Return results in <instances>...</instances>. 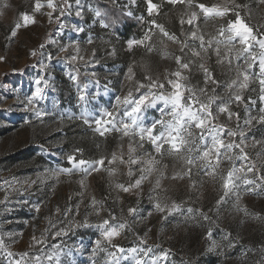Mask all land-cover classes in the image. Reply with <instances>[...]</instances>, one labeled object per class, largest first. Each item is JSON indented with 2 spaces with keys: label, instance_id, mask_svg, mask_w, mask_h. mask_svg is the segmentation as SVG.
<instances>
[{
  "label": "rangeland",
  "instance_id": "374dc122",
  "mask_svg": "<svg viewBox=\"0 0 264 264\" xmlns=\"http://www.w3.org/2000/svg\"><path fill=\"white\" fill-rule=\"evenodd\" d=\"M101 0H81L83 4V15H75V0H70L73 5L71 14L61 17L65 27L61 28L56 22L49 23L46 16L37 14L38 23L27 28H22L11 41L6 39L19 13L31 12L34 0H0V56L6 59L0 62V200L4 199L5 190L2 187L4 181H13L14 186L20 189L19 192L10 191L9 201L0 204V239L4 240L5 249H0V264H14L16 260H21L20 253L28 252L21 264H33L31 258L39 256L41 264H48L46 255L53 251L52 245H58L63 248H72L71 257L62 256L63 264H92L93 259L97 264H104L106 256L100 252L97 257H92L94 241L99 238V231L95 227H80L74 229L67 237L55 240L48 237L45 245H34L32 236L37 238L45 228L50 227L46 217H50L54 223L64 220V217L55 213L59 207L61 212L71 203L75 204L82 199L79 209V215L76 220L83 221L87 215L89 223L95 225L103 219L109 218L107 211H102L100 216L88 215L93 210L90 207L91 197L104 201V206L110 209L116 216V220H110V223H122L127 221L126 228L115 243L119 244L125 250L136 248L137 253L125 252L126 257L121 264H135L133 257L147 261L151 264L152 257H160L166 249H170L167 260L160 259L158 264H264V252L261 246H264V219H253L252 216H245L243 212H237L233 208L235 196L226 198L227 202L219 208L216 206V200L223 194L221 187L222 181L219 176L213 180L210 177H204L195 174L193 169L192 179L197 181L194 188L189 187V180L175 181L165 179L162 181V187L166 191L155 190L153 186L156 173L150 177V181L143 182L141 189L124 193L115 188L116 183L128 185L130 178L127 175L128 167L117 163L114 165L118 169L112 177L107 172L93 174L87 180V188L83 190V196L76 195L82 190L77 183L79 177L61 176L59 180L54 175H50L52 170L70 167L67 161L69 151H64L61 135L65 128H72L79 123L90 135H98L93 132L95 124H85L81 119L74 117L80 116L82 110L92 113L93 117L100 114L101 109H111L116 95H124L128 91L129 82L126 80V72L133 62L134 79L142 80L144 71L140 67L141 63L147 62L150 65L153 75L160 73L164 69L170 71L176 70L174 59H161L159 49L151 54L146 53L142 47H128V40L122 39L119 33L113 31V28H103L100 25L99 18H95L94 13L89 11V7L101 10L104 13V19L107 23L116 21L119 16L126 17L136 22H141L138 17L143 16L144 9L140 0H135V4H130L129 0H113L112 3L118 9V12L111 15L101 5ZM161 4V0H157ZM45 2V0H42ZM252 5L256 11L255 0H241ZM221 0H208L207 6L219 4ZM127 5V7H125ZM185 10V6L169 5L162 7V12L155 19L170 31L180 35L179 14ZM198 11V9H196ZM47 11V9H44ZM131 11V17L124 13ZM147 13V5L146 11ZM58 14V13H57ZM121 17V18H122ZM149 19H151L149 17ZM253 24L264 23L260 16L254 15ZM219 21H209L207 25L201 18L200 27L202 32L215 35L216 27ZM75 27H83V32H77ZM148 27V25L145 27ZM185 29L191 26L185 25ZM145 32V31H144ZM144 35V34H143ZM142 35V36H143ZM92 38L93 43L88 44L87 40ZM206 35V39H207ZM184 39V37H180ZM76 42L80 46V55L85 60L71 61L69 56L75 55L73 48L68 52H61L60 49L65 45H71ZM190 47L199 50V41L188 39ZM45 44L44 49L39 45ZM35 49L37 55L32 56L30 52ZM95 49V56H92V50ZM168 51L173 54H180L178 45L169 44ZM258 51V49H257ZM185 59H197L191 56V51L186 49ZM49 53L51 59L48 58ZM199 61H197L198 63ZM47 65L46 69H41L40 64ZM239 63L243 65V60ZM210 65L214 71L215 78L220 81L221 86L217 88L218 95H224L226 84L235 77V71H229L228 65L216 64V57L213 55ZM234 68V65H233ZM258 72V67L253 69ZM95 73V75H93ZM190 84L194 87H204V76L196 66H193L190 74ZM76 76V81L69 77ZM38 78L46 80L47 86L43 80L40 87L43 89V98L35 100V107L42 110L45 115L37 117L31 106L27 105V97L31 96ZM107 86V87H105ZM209 87H212L211 85ZM79 89L84 90L85 101H80ZM252 91H246L245 97L251 96L257 100L255 106L251 107V115H258L259 107L262 105L258 100L259 84L254 81L250 84ZM211 94V93H209ZM219 103V101L217 102ZM159 105L158 107H162ZM233 110L240 113V127L244 129V120L248 113L244 106ZM216 111V106H213ZM72 116L73 119H69ZM160 116L158 108L149 109L146 113V123L150 124L154 119ZM28 121V123H25ZM221 123H229L226 116H220ZM235 118L229 123L230 127H235ZM115 135V146L113 151L117 154L121 151L119 145L123 144V152L127 159L128 140L122 141L118 134ZM106 135V136H109ZM249 147L246 149L250 158L256 160L257 153L264 152V143L253 145L251 140L255 136L257 140H264V125L257 124L248 134ZM103 138V137H102ZM237 141L239 137L236 138ZM210 143V140L208 141ZM237 153L239 150H235ZM156 154L152 146L145 142L144 148L138 150L134 155ZM73 154V153H72ZM159 159V157H157ZM163 164H167L166 174L171 176L174 170H180L181 163L175 158L165 154ZM242 161H235L237 167ZM175 165V168L173 167ZM162 165H158L160 167ZM140 165H133L134 181L139 177ZM232 167V163L223 160L221 169L226 175ZM264 173V169H262ZM38 176L41 179H38ZM248 179L260 183L255 174L249 173ZM41 180L43 182H41ZM203 180L201 186L199 181ZM18 181L19 183H16ZM25 181H36L35 184L25 183ZM242 183V182H241ZM159 195L165 198V203L171 204L175 201L180 205L179 211L171 215L161 214L154 210V199ZM69 196L72 200L69 201ZM105 197L107 199L105 200ZM27 200L28 204L17 203V201ZM43 201L41 210L37 213L31 204ZM242 206H245L249 213L259 214L264 218V189H257L255 192L246 193L242 200ZM134 207L137 213L128 215L127 209ZM188 208L193 209V213H188ZM206 213L211 220L205 221L199 212ZM75 210V209H74ZM152 212L149 216L148 213ZM162 216L166 219L162 220ZM192 216L194 219L186 220V217ZM35 217V219H34ZM219 217V219H217ZM244 223H241V220ZM212 221H217L215 224ZM27 222V223H26ZM67 223V221H65ZM62 225L57 223V227ZM35 227V232H34ZM150 229V231H149ZM212 230V240L219 245L213 252L206 249L211 245L212 240L206 238L208 230ZM56 229H52L55 231ZM12 235H9V234ZM22 233V235H21ZM147 233V235H145ZM226 233H231L228 240L223 239ZM141 239H146V244H141ZM235 247L229 248V242L236 241ZM159 245V247H156ZM151 248L148 256H144L139 249ZM79 249V251H77ZM115 251V249H110ZM7 252H12L8 256Z\"/></svg>",
  "mask_w": 264,
  "mask_h": 264
},
{
  "label": "snow or ice",
  "instance_id": "6c2138e0",
  "mask_svg": "<svg viewBox=\"0 0 264 264\" xmlns=\"http://www.w3.org/2000/svg\"><path fill=\"white\" fill-rule=\"evenodd\" d=\"M129 3L135 4V0H129ZM145 3L147 5V15L151 19L145 21L143 16L137 19L145 22L148 27L141 39L129 40L127 42L128 47L129 49L133 46L142 47L148 54L159 49L161 59H174L177 66L176 70L170 71L166 68L162 76L160 73L153 75L150 65L147 62H143L140 65L144 71L143 79L138 80L134 79L133 65L136 63L134 61L125 74L126 80L129 82L128 91L124 95L115 96L111 109H101L99 116L89 119L92 113L87 108H84L80 116L74 117L75 119L83 120L85 124L91 125L94 123L93 132L100 137L116 133L121 141L127 138V159H125V153L122 150V143L119 145L121 149L119 154L113 151L110 157L101 155L99 159L94 160L84 159L83 150L77 148L73 154H69L66 157L70 167L52 170L50 175H54L57 180L61 176L70 178L78 176L77 183L82 191L76 195L82 197L83 190L87 188L86 182L89 177L100 172H107L108 176L112 177L118 171L114 167L117 163L128 167L127 175L130 178L128 185L125 186L121 183L114 185L116 189L124 193L141 189L143 182L146 180L150 181V177L154 173L157 175L153 191L157 189L166 191L162 187V181L165 179L180 181L187 178L190 182L189 187L194 188L197 184V181L192 179L193 169H195L196 175L202 174L204 177H210L213 180L219 176L222 181L223 194L216 200L217 208L226 203V198L231 194L235 196L233 208L237 212H243L245 216H252L253 219H264L258 213H249L247 208L242 206L241 203L246 193L251 194L257 189H264V173H262V169H264V152L257 153L256 160H252L246 151L249 147L247 134L257 124L264 125V106L259 107L258 115H251L250 106H255L257 100L251 96L245 97L246 91L253 90L250 89V84L256 81L259 84L258 100L264 105V23H252L254 15H258L261 20H264V0H255V12L250 3L241 2V0H221V3L211 6H207L204 3H196L195 0H161V4L154 3L153 0H145ZM165 3L173 7L178 4L185 6V10L179 14V36L174 32H170L165 25L155 19V16L161 14ZM75 7V15L82 18L83 4L81 0H75ZM44 9H47V11H44ZM72 10L73 5L70 0H45V2L34 0L31 12L19 13L18 19L6 39L11 41L17 36L20 29L38 23L37 14L46 16L49 23L56 22L63 28L65 25L62 23L61 17L71 14ZM88 10L94 13L95 18H99L101 27H110V24L105 21L104 13L101 10L92 7H89ZM124 14L129 17L133 15L131 11H127ZM201 18L205 25L210 20L219 21L218 26L214 24V27H216L215 35L202 32L200 27ZM112 23L115 24L116 21ZM185 25L191 27L185 29ZM74 30L83 32L84 28L74 26ZM181 36L184 37L183 40L180 39ZM189 38L193 41H199V50L189 46ZM87 43H93L91 37L87 40ZM169 44L178 45L180 54L170 53L168 51ZM70 47L74 49L76 54L69 56V60H85V57L80 55L81 49L76 42L63 46L60 51L68 52ZM39 48L44 49L45 44H40ZM186 49L191 51V56L197 59L186 60ZM30 55L36 56L37 50L33 49ZM213 55L216 57L217 65L226 63L229 71H235V77L225 86L224 95L217 94V88L221 84L215 78L214 71L210 65ZM92 56H95V49L92 50ZM48 58L51 59L50 53ZM5 59V56H0V62ZM240 60H243V65L239 63ZM197 61L199 62L197 63ZM193 66H196L202 72L204 87H194L190 84V75L185 73L190 74ZM255 67H258V72L253 70ZM40 68L46 69L47 65L41 63ZM69 78L74 82L76 81V76H70ZM42 80L43 78L36 79L34 91L31 96L26 98V109L31 106V110L34 111L37 117L45 115L42 110L35 107V100L42 99L44 95L43 89L40 87ZM43 83L47 86L48 82L43 80ZM210 85L212 87H209ZM78 91L80 93L78 99L85 101L84 90L78 88ZM218 101L219 103H217ZM161 104L163 106L158 107ZM214 105L216 106L215 112L213 111ZM233 105L236 108L243 105L248 113L247 118L244 120V125L246 126L244 129L240 127V113L233 110ZM153 108H158L160 116L148 124L146 123V113ZM222 115L226 116L229 123L235 118V127H230L229 123L219 122ZM69 119H73V117L69 116ZM25 123H28V121H25ZM237 137H239L238 141ZM209 140L210 143H208ZM251 140L253 141L252 146L264 143V140H257L255 136H252ZM145 142L152 146L155 156L151 153L134 155L138 150L144 148ZM235 150H239L238 153ZM77 153L80 154L79 157L76 155ZM165 154L175 157L181 163L180 170H174L171 176L166 174L168 165L162 163ZM223 160L232 163V167L227 171L226 175L221 169ZM237 160L242 161L239 167L235 164ZM133 165H140L138 169L140 175L134 181L131 180L133 177ZM158 165L162 166L158 167ZM173 167L175 168V165ZM249 173L255 174L260 183L246 178ZM38 179L41 178L38 176ZM13 181H15V178H13ZM13 181L6 180L3 182L2 187L5 190V196L3 200H0V204L9 201L11 194L9 189L15 192L20 191V189L15 188ZM41 182L43 181L41 180ZM16 183L19 182L16 181ZM25 183H29V186H31L36 181H25ZM199 183L202 186L204 181L201 180ZM149 198L155 200L153 208L158 213L171 215L180 209V205L175 201L171 204L165 203L166 197L162 198L157 195L155 198L151 196ZM106 199L107 197H105ZM71 200L72 197L69 196V201ZM82 202V199L78 201L74 208L69 203L63 212L57 207L55 213L64 217V220L57 222L62 226L57 227V223H54L50 217H46L50 227L45 228L39 238L34 234L32 236L33 244H30L29 247L47 244L49 235L53 240L57 238L63 239L76 228L95 227L99 231V238L93 242V258L97 257L100 252H104L106 256L104 264H121V261L126 258L124 256L126 251L133 254L137 253L138 250L136 248L125 250L115 243L121 233L128 228V224L127 221L110 223V220L115 221L117 218L110 209L104 206V201L97 200L94 196L91 197L90 207L93 211L88 215L100 216L102 211H107L109 218L103 219L95 225L89 223L87 215L83 221L76 220ZM17 203L28 204L29 202L27 200H18ZM43 203V201H40L30 206L39 213ZM127 211L129 216L137 213V209L134 207H129ZM187 211L188 213H193L192 208H188ZM196 211L200 213L205 221L211 220V217L206 213L200 212L199 209ZM148 215L151 216L152 212L150 211ZM161 218L162 220L166 219V216ZM191 219H194V217H186V220ZM216 222L212 221L213 224ZM241 223H244L243 219ZM52 229L56 230L52 231ZM9 235L12 234L10 233ZM230 235L231 233H226L223 239L228 240ZM206 238L212 240L211 229L208 230ZM140 242L141 244L147 243L146 239H141ZM237 242L238 239L229 242L228 247H235ZM156 247H159V245H156ZM218 247L217 242L212 240L206 251L213 252ZM0 249H5L3 239H0ZM52 249L53 251L46 255L48 264H63L61 257H71L73 253L72 248H63L55 244L52 245ZM110 249H115V251ZM139 251L143 252L144 256H148L152 249H139ZM261 251L264 252V246H261ZM169 252L170 249H166L160 257H152L151 264H158L160 259L167 260ZM7 255L12 256L13 253L7 252ZM19 255L21 260H16L14 264H21L24 258L29 256V253L23 252ZM31 259L33 264H41L39 256ZM133 259L135 264H148L147 261L136 259L135 256ZM92 264H97V261L93 259Z\"/></svg>",
  "mask_w": 264,
  "mask_h": 264
},
{
  "label": "trees",
  "instance_id": "16d2710c",
  "mask_svg": "<svg viewBox=\"0 0 264 264\" xmlns=\"http://www.w3.org/2000/svg\"><path fill=\"white\" fill-rule=\"evenodd\" d=\"M113 0H101V5L107 10L111 15L118 12L116 6L112 3ZM142 8L144 9L143 17L145 21L149 19L146 11L145 0H140ZM154 3H158L157 0H153ZM196 3L207 4L208 0H195ZM164 6H169L164 4ZM119 16L116 23H109L113 28V31L119 33V35L124 40L129 38H141L144 34L145 27L147 24L145 22H136L130 20L126 17ZM84 126H79V123L74 125L72 128H65L63 134L61 135L62 144L64 151H69L70 154L74 153L75 149L80 148L83 150L84 159H99L101 155H107L110 153L112 148L115 146V135H109L105 137H100L99 135H90L83 128ZM79 157V153L76 154Z\"/></svg>",
  "mask_w": 264,
  "mask_h": 264
}]
</instances>
